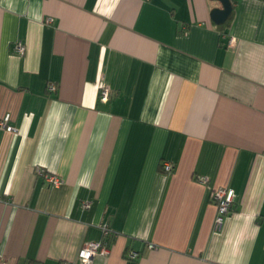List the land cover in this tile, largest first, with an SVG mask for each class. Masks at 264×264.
I'll list each match as a JSON object with an SVG mask.
<instances>
[{
  "label": "crops",
  "instance_id": "1",
  "mask_svg": "<svg viewBox=\"0 0 264 264\" xmlns=\"http://www.w3.org/2000/svg\"><path fill=\"white\" fill-rule=\"evenodd\" d=\"M230 1L0 0V264H81L105 226L88 264H264V0Z\"/></svg>",
  "mask_w": 264,
  "mask_h": 264
},
{
  "label": "built area",
  "instance_id": "2",
  "mask_svg": "<svg viewBox=\"0 0 264 264\" xmlns=\"http://www.w3.org/2000/svg\"><path fill=\"white\" fill-rule=\"evenodd\" d=\"M54 18L51 16H47L44 19V22L52 23ZM14 50L22 54L25 50V46L22 42H16L14 44ZM99 96L102 100H107L109 98V89L103 82L99 83ZM47 90L55 91L56 85L54 83L49 82L47 84ZM0 126L5 128L7 131L15 132L16 128L9 124V115H5L0 120ZM162 168L165 172L170 173L173 170V166L170 162L164 161L162 163ZM37 173L42 175L46 184L51 187H58L62 183V179L53 173H49L45 171L43 168L37 167ZM197 180L202 183L206 184L208 182V178L206 176H198ZM212 199L216 202L217 205V214L214 220V229L219 230L221 228L223 218L226 214L231 211L234 191L232 189H227L223 187H217L212 190ZM90 206L89 201H83L81 203V208L84 210ZM107 227H103V233L106 232ZM149 248H154L155 245L153 243H148ZM108 251L107 245L103 240L99 241H91L86 242L79 251L78 259L81 264H88L90 260L97 254H105ZM130 259H135L138 257V253L131 251L128 255ZM63 264H70V262H65Z\"/></svg>",
  "mask_w": 264,
  "mask_h": 264
},
{
  "label": "water",
  "instance_id": "3",
  "mask_svg": "<svg viewBox=\"0 0 264 264\" xmlns=\"http://www.w3.org/2000/svg\"><path fill=\"white\" fill-rule=\"evenodd\" d=\"M220 6L214 7L210 11V18L216 25L223 24L232 13V4L230 0H216Z\"/></svg>",
  "mask_w": 264,
  "mask_h": 264
},
{
  "label": "trees",
  "instance_id": "4",
  "mask_svg": "<svg viewBox=\"0 0 264 264\" xmlns=\"http://www.w3.org/2000/svg\"><path fill=\"white\" fill-rule=\"evenodd\" d=\"M230 19H231V15L229 16V18L221 25H218L219 27H224V26H227L230 22ZM110 236V232L107 228L106 232L103 233V237H102V240L105 242V244L107 245V248H108V239L107 237Z\"/></svg>",
  "mask_w": 264,
  "mask_h": 264
}]
</instances>
